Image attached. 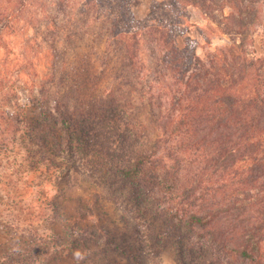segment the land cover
<instances>
[{"label": "trees", "instance_id": "16d2710c", "mask_svg": "<svg viewBox=\"0 0 264 264\" xmlns=\"http://www.w3.org/2000/svg\"><path fill=\"white\" fill-rule=\"evenodd\" d=\"M193 10L225 39L207 40L203 56L185 37ZM262 12L264 0H162L146 18L132 0H0V50L31 32L17 41L20 60L41 65L29 144H51L58 177L83 175L118 196L138 248L108 237L118 228L83 240L104 234L124 264L169 247L180 264H264ZM5 72L0 58L2 81ZM11 244L4 263H28Z\"/></svg>", "mask_w": 264, "mask_h": 264}, {"label": "rangeland", "instance_id": "374dc122", "mask_svg": "<svg viewBox=\"0 0 264 264\" xmlns=\"http://www.w3.org/2000/svg\"><path fill=\"white\" fill-rule=\"evenodd\" d=\"M160 1L132 0L135 17L146 18L151 6ZM260 17H264L263 12ZM186 20L190 24L185 31L187 44L196 49L198 55H204L207 40L212 41V47L225 43V39H219L217 31L207 29V21L200 12L190 11ZM262 22L264 27V19ZM263 27L255 36L258 51ZM18 31L19 28L13 33ZM18 34L7 38L14 45L12 49L0 50L2 67L7 70L6 80L0 79V264H5V254L14 247L12 241H19L25 254L21 259L29 261L26 264L46 261L49 264H107L113 261L124 264L128 258H122L120 252L108 247L104 234L98 242L83 240L86 235L103 233V227L107 231L118 228L120 236L108 237L116 239L120 245L138 248L133 229L126 224L129 220L123 218L120 206L115 204L118 196L102 193L97 182L92 183L83 175L72 173L70 179L58 177L63 161L50 156L54 150L51 144L47 147L36 140L29 144L26 138V131L37 129L38 110L30 106L28 100L36 94L31 83H35L33 76L37 70L36 76L39 75L41 65L37 57L33 64L20 60L17 41L27 40L32 33L28 32L24 38ZM33 67L36 69H30ZM14 115L15 118H11ZM42 148L46 149V156ZM29 149L39 155L28 153ZM113 186L117 183L106 188ZM98 190L100 197L96 193ZM120 192L127 196L123 188ZM72 233L75 236L70 235ZM78 236L82 239L77 240ZM127 251L132 255L139 253ZM147 260L148 264H180L171 247Z\"/></svg>", "mask_w": 264, "mask_h": 264}]
</instances>
